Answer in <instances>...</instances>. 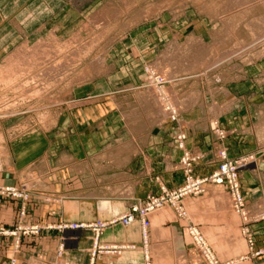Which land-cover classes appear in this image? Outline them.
I'll list each match as a JSON object with an SVG mask.
<instances>
[{
    "label": "rangeland",
    "instance_id": "obj_1",
    "mask_svg": "<svg viewBox=\"0 0 264 264\" xmlns=\"http://www.w3.org/2000/svg\"><path fill=\"white\" fill-rule=\"evenodd\" d=\"M100 16L103 19L97 21ZM263 18L264 0H0V21L8 25L7 44L0 50V199L16 203L23 218V223L12 230L0 226L5 232L0 237L38 235L42 227L32 225L33 220L27 216L30 201L34 197L45 205L57 201L45 193L36 167L32 172L25 169L23 174L14 173L5 132L14 137L33 126L47 132L53 124L50 122L58 123V116L97 104L109 113L118 112L123 127L140 130L145 126L143 121L171 124L176 132L172 142L181 151L176 168L182 184L170 189L157 180L156 193L132 202L115 218L62 223L46 226L45 230L55 229L63 239L73 240L90 232L86 264L135 249L101 241L107 229L134 223L139 225L142 264H176L162 260L165 254L158 243L160 234H173L164 230L168 227L181 234L197 257L192 263L188 255L183 264H263L264 235H257L251 227L264 223V180L258 182L262 177L256 176L253 179L257 186L250 188L244 184L242 174L257 169L264 151L258 146L229 157L225 148L219 147L214 151L216 169L207 176H198L195 168L201 156L186 149V126L181 125L180 118L195 105L208 109L217 98L212 93L220 88L241 98L235 80L243 79L241 87L247 98L264 95V27L256 29L259 34L250 28L254 22L261 24ZM49 41L57 44L47 48ZM57 45L60 48L55 50ZM58 62L64 64L43 74ZM25 66L34 68L21 76ZM243 67H248L247 80ZM99 80H105L108 88L114 86L108 100L90 99L91 95L75 97L82 90L86 93V89L94 88ZM257 109L261 113L264 103ZM131 117H136L134 125L124 121H133ZM210 125L212 136L221 146L227 133L219 120ZM136 143L139 147L142 144L138 139ZM222 167L232 170L231 175L222 176ZM189 180L197 182L198 193L191 191ZM11 189L14 195L6 192ZM184 189L189 193L182 194ZM177 195L181 197L175 199ZM153 200L161 203L151 210ZM128 215L132 223L111 225ZM154 218L165 226L150 235ZM80 224L86 228L68 230L67 226ZM151 236L159 261L151 258ZM234 249L237 251L232 254ZM61 250L62 246L58 255Z\"/></svg>",
    "mask_w": 264,
    "mask_h": 264
},
{
    "label": "crops",
    "instance_id": "obj_2",
    "mask_svg": "<svg viewBox=\"0 0 264 264\" xmlns=\"http://www.w3.org/2000/svg\"><path fill=\"white\" fill-rule=\"evenodd\" d=\"M7 26L0 21V50L7 44ZM248 67L241 69L245 70L244 80L248 78ZM134 78L133 83L136 81ZM104 81L99 80L94 88L86 89V93L83 90L81 94L75 93V97L91 95L90 99L108 100L107 95L114 86L108 88ZM240 81L243 79L233 83L239 85L240 94L244 97H236L231 90L220 88L212 93L217 98L211 101L208 109L195 105L181 114V125L186 126L183 129L186 134L185 147L201 156L195 168L198 176H207L216 169L214 151L219 147L225 148L229 157L250 152L258 146L264 151V110L260 113L257 109L258 105L264 103V95L257 93L247 98ZM129 83L132 84L131 81ZM119 117L118 112L109 113L95 104L58 116V123L50 122L53 124L47 132L36 126L28 127L29 130L24 128L14 137L5 132L9 162L14 173L21 174L25 169L32 172L36 167L42 176L45 193L57 201L47 205L39 202L38 197L30 201L27 216L33 220L32 225H39L43 230L36 236L18 239L0 237V264H86L90 232H85L78 240L63 239L55 229L45 230V227L110 220L125 212L132 202L156 193L157 180L170 189L182 184V177L176 168L181 151L172 142V136L176 134L173 126L143 121L145 126L137 130L135 126L123 127ZM131 118L134 120L124 121L135 123L136 117ZM215 120L220 121L227 133L221 146L211 134L210 124ZM137 139L142 142L140 147L136 146ZM256 167L254 172L242 174L247 187L257 186L253 179L256 176L262 177H258V182L264 180V157ZM20 223H23V218L17 204L0 199V226L12 230ZM164 226L154 218L150 235ZM251 228L257 231V235H264L263 222H257ZM164 230L174 232L169 233L171 236L167 233L159 236L158 243L165 254L162 260L183 264L189 255L194 263L197 257L190 251L189 244L183 242L181 234L172 227ZM101 241L103 244L134 246L135 249L125 250L116 257L100 258L97 264H142L137 223L126 228L119 225L109 228L103 233ZM61 246V254L58 255ZM236 251L234 249L232 254ZM150 254L153 262L159 261V251L154 247L152 236ZM224 255L226 261V253ZM227 260H230V255Z\"/></svg>",
    "mask_w": 264,
    "mask_h": 264
},
{
    "label": "bare ground",
    "instance_id": "obj_3",
    "mask_svg": "<svg viewBox=\"0 0 264 264\" xmlns=\"http://www.w3.org/2000/svg\"><path fill=\"white\" fill-rule=\"evenodd\" d=\"M102 14V13H101ZM103 19V16H100L99 18H97L96 20L97 21H99V20H102ZM264 19V18H263ZM255 24H251L250 25V28L252 29V32H256V33H258L259 34V32L257 31L258 29H259V27H264V20L262 21V23L261 24H259V23H257L256 24V22H254ZM249 28V29H250ZM248 29V28H247ZM249 29H248V31H249ZM257 29V30H256ZM261 31H262V29H261ZM263 31H264V29H263ZM253 34V33H252ZM255 37V36H254ZM52 41L53 42H55L56 41V39L54 38V37H52ZM50 42V41H49ZM53 42H50V43H48V45H46V47L47 48H49V47H54L55 46V44H57V43H55V44H53ZM191 42V41H190ZM46 44V43H45ZM192 44V43H191ZM44 45H42V47H43ZM64 46H66V45H63V47H61L62 49H65L66 47H64ZM213 46V45H212ZM59 45H57V48L55 49V50H58L59 48ZM194 47V46H193ZM41 48V47H40ZM43 49H45V50H47L46 48H43ZM54 49V48H53ZM206 49V48H205ZM39 50V49H38ZM82 50V49H81ZM83 51H85V50H83ZM42 52V51H41ZM44 52L45 51H43V53L42 54H44ZM48 52V51H47ZM55 52V51H54ZM60 52V51H59ZM58 52V53H59ZM82 51H80V53H81ZM61 53V52H60ZM76 53V52H75ZM57 54V53H56ZM78 54V53H77ZM38 55V54H37ZM36 55V57H38ZM74 55V54H73ZM43 56V55H42ZM49 56V55H48ZM67 57H68V55H66ZM71 57H73V56H71ZM77 57V56H76ZM78 57H79V54H78ZM198 57V56H197ZM45 58H46V56H45ZM44 58V59H45ZM37 59V58H36ZM50 58L48 57V60H49ZM52 59H53V57H52ZM64 59V58H63ZM66 59V58H65ZM76 59H78V58H76ZM196 59H198V58H196ZM31 60H33L32 58H31ZM30 60V61H31ZM38 60V59H37ZM39 60H40V57H39ZM38 60V61H39ZM34 61V60H33ZM47 61V60H46ZM40 62V61H39ZM41 62H43V61H41ZM65 63H66V61H64ZM44 63V62H43ZM47 63V62H46ZM30 64V63H29ZM64 63H61V62H58V63H55V65H52L45 73H43V74H47V73H49V72H51V71H54L56 68H60L62 65H63ZM72 64V63H71ZM39 65V64H38ZM46 65V64H45ZM72 65H74V64H72ZM21 66H22V64H21ZM21 66H19V69H20V67ZM37 66V65H36ZM26 67V66H25ZM66 67V66H65ZM69 68L68 69H70V66H68ZM13 68H16V67H13ZM34 68V66H28V68L26 67L25 68V70H24V72L23 73H20V74H22L21 76H23V74L25 73V74H27V72H29L30 73V71H31V69H33ZM23 69V68H22ZM43 69V68H42ZM11 70H12V68H11ZM16 70H18V68L16 69ZM58 70V69H57ZM5 71V70H4ZM23 71V70H22ZM10 72V71H9ZM16 72V71H15ZM12 72H10V73H8V75H10ZM34 73V72H33ZM56 73V72H55ZM14 74V73H13ZM17 74H18V72H17ZM7 75V74H6ZM12 75V74H11ZM10 75V76H11ZM16 75V74H15ZM52 75V74H51ZM18 76V75H17ZM36 76V75H35ZM44 75H42V77H43ZM1 77H3V76H1ZM16 77V76H15ZM32 77V76H31ZM37 77V76H36ZM40 76H38V78H39ZM82 77V75H80V78ZM14 78V77H13ZM17 78V77H16ZM45 78V77H44ZM47 78V77H46ZM57 78V77H56ZM79 78V77H78ZM5 79V78H4ZM34 79V78H33ZM40 79H42V78H40ZM48 79H50V77L48 78ZM8 80V79H7ZM6 80V81H7ZM12 80V79H11ZM30 80V79H29ZM58 80V79H57ZM56 80V81H57ZM42 81V80H41ZM40 81V82H41ZM49 81V80H48ZM47 81V82H48ZM31 81H29V83H30ZM34 82V81H33ZM39 82V83H40ZM46 82V81H45ZM58 82V81H57ZM32 83V82H31ZM36 83V82H35ZM51 83V82H50ZM56 83V82H55ZM40 84H42V83H40ZM45 84V83H44ZM49 84V83H48ZM52 85V84H51ZM43 86H45V85H43ZM47 86V85H46ZM50 86V85H49ZM53 86V85H52ZM41 88V87H40ZM48 88V87H47ZM43 89L44 88H42V91H43ZM38 90V89H37ZM45 90H46V88H45ZM41 91V92H42ZM39 93V92H38ZM36 95V94H35ZM38 95V94H37ZM187 108V107H186ZM45 117V116H44ZM39 118H41L40 116H39ZM262 125V124H261ZM263 126V125H262ZM259 127H260V125H259ZM264 127V126H263ZM262 131V130H261ZM257 132V131H256ZM259 134V133H258ZM263 134V133H262ZM193 262V261H192Z\"/></svg>",
    "mask_w": 264,
    "mask_h": 264
},
{
    "label": "built area",
    "instance_id": "obj_4",
    "mask_svg": "<svg viewBox=\"0 0 264 264\" xmlns=\"http://www.w3.org/2000/svg\"><path fill=\"white\" fill-rule=\"evenodd\" d=\"M231 172L232 170H230V172H228L227 168L226 167H222V170H221V175L222 176H226V175H231ZM219 179V178H218ZM217 179V180H218ZM217 182L221 183V179H219ZM189 188H192L191 191L193 193H198V191L196 190V188L198 187L197 185V182L194 183L192 180H189ZM187 189V188H186ZM186 189L183 190L182 194H188L189 191H186ZM7 193H11V194H15L12 192V189L11 190H6ZM178 197H181V195H177L175 199H178ZM161 201H158V200H153V202L151 203V210H153V208H157L159 205H160ZM132 217L131 216H125L124 218H121L120 220H117L115 222H112L111 225H114L116 224L117 222H122L123 225H128L130 223H132ZM147 224H145L146 226ZM100 226V225H99ZM69 227L68 230L70 231H79V230H83L84 228H86V226L84 224H80V225H71V226H67ZM0 234H5V232L3 230L0 229ZM200 240V239H199Z\"/></svg>",
    "mask_w": 264,
    "mask_h": 264
}]
</instances>
